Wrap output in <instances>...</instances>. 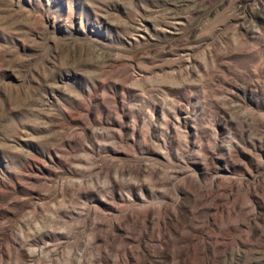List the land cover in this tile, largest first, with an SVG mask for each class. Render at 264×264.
<instances>
[{"label": "rangeland", "instance_id": "rangeland-1", "mask_svg": "<svg viewBox=\"0 0 264 264\" xmlns=\"http://www.w3.org/2000/svg\"><path fill=\"white\" fill-rule=\"evenodd\" d=\"M0 264H264V0H0Z\"/></svg>", "mask_w": 264, "mask_h": 264}]
</instances>
